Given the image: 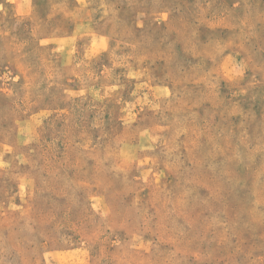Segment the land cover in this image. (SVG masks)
<instances>
[{
    "label": "rangeland",
    "instance_id": "obj_1",
    "mask_svg": "<svg viewBox=\"0 0 264 264\" xmlns=\"http://www.w3.org/2000/svg\"><path fill=\"white\" fill-rule=\"evenodd\" d=\"M0 264H264V0H0Z\"/></svg>",
    "mask_w": 264,
    "mask_h": 264
}]
</instances>
